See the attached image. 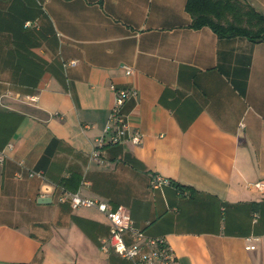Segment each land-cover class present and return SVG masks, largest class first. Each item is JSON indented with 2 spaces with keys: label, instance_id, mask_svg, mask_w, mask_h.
I'll use <instances>...</instances> for the list:
<instances>
[{
  "label": "crops",
  "instance_id": "1",
  "mask_svg": "<svg viewBox=\"0 0 264 264\" xmlns=\"http://www.w3.org/2000/svg\"><path fill=\"white\" fill-rule=\"evenodd\" d=\"M185 2L0 0V264H132L61 190L127 207L171 264H264V192L247 186L264 181V41L192 29ZM119 88L138 91L122 112L143 139L98 163Z\"/></svg>",
  "mask_w": 264,
  "mask_h": 264
},
{
  "label": "built area",
  "instance_id": "2",
  "mask_svg": "<svg viewBox=\"0 0 264 264\" xmlns=\"http://www.w3.org/2000/svg\"><path fill=\"white\" fill-rule=\"evenodd\" d=\"M76 62V60H70L66 65H75ZM131 72L132 68L129 66L125 67L126 75ZM112 89L114 90V88ZM115 92L116 97L110 114V121H112L110 136L108 138L105 135L101 136L97 141V147L91 154V159L98 163L103 161L100 158L102 146L115 145L125 140L139 145L143 139V135L138 130L129 131L128 122L122 112L125 100L129 96L137 97L138 91L133 88H128V90L119 88ZM31 99L35 100V97H31ZM33 175L42 177L40 172L32 171L29 173L30 177ZM168 183H170L169 180L162 176H155L151 180V187L157 189L162 184ZM247 186L254 188L259 193L264 192V181L259 180L255 183L247 184ZM60 194L59 202H67L73 209L78 207H96L101 213L105 214L110 222V227L109 236L101 241L100 249L103 251H112L132 264H171L175 261L164 238L147 237L136 227L134 220L130 217L128 208L124 205L113 207L107 202L94 198H85L77 192L72 193L66 190H61ZM256 219L257 216H255L254 221ZM248 248L253 249L254 246H248Z\"/></svg>",
  "mask_w": 264,
  "mask_h": 264
},
{
  "label": "trees",
  "instance_id": "3",
  "mask_svg": "<svg viewBox=\"0 0 264 264\" xmlns=\"http://www.w3.org/2000/svg\"><path fill=\"white\" fill-rule=\"evenodd\" d=\"M185 4L192 29L208 27L220 39L264 41V15L242 0H186Z\"/></svg>",
  "mask_w": 264,
  "mask_h": 264
},
{
  "label": "water",
  "instance_id": "4",
  "mask_svg": "<svg viewBox=\"0 0 264 264\" xmlns=\"http://www.w3.org/2000/svg\"><path fill=\"white\" fill-rule=\"evenodd\" d=\"M42 191L47 194V193H50L51 192V188H50L49 185H46V186L43 187ZM48 199L49 198H47V199L46 198H40L39 199V202L45 203V202L49 201Z\"/></svg>",
  "mask_w": 264,
  "mask_h": 264
}]
</instances>
